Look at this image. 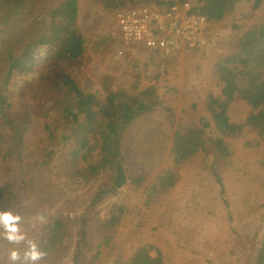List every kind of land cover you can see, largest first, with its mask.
I'll use <instances>...</instances> for the list:
<instances>
[{
  "label": "trees",
  "instance_id": "trees-1",
  "mask_svg": "<svg viewBox=\"0 0 264 264\" xmlns=\"http://www.w3.org/2000/svg\"><path fill=\"white\" fill-rule=\"evenodd\" d=\"M141 1L89 0L93 6L115 15L141 4L166 9L188 3L193 15L205 17L211 25L221 23L242 0ZM251 2L255 9L264 5V0ZM80 5L81 0H55L48 17L51 24L46 22L40 28L35 20L25 25L21 33L7 36L10 26L19 28L26 22L20 15L30 13L38 4L37 0H0V160L9 162L10 169L17 165L13 179L0 185V211L18 214V208L30 204L36 206L37 213L46 216L43 230L33 231L30 237L47 254L40 264L64 262V254L71 251L73 264H83L86 252L92 251L88 249L91 247L88 229L94 221L109 229V233L102 236L92 261L101 256V248L111 249L112 231L129 215L127 206L114 202L123 195L122 187H115L118 167L129 172L122 151L124 135L134 121L162 108L164 103L152 83L160 84L168 75L167 68L179 56L167 59L157 52H147L151 65L159 71L144 90H139L144 72L129 62V73L135 80L130 88L114 89L108 83L103 88V98L83 92L68 71L81 68L86 52L78 24ZM14 16L19 17L15 20ZM210 36L212 46V29ZM108 38L101 43L109 46L112 37ZM22 59L26 60L23 74H19ZM1 64H7L6 68ZM213 75L217 86L222 88L221 94L208 93L203 102L207 114L173 133L176 166L200 155L213 158L217 167L231 158L229 150L220 146L226 139L243 140L246 150H258L264 143V25H254L245 31L235 41L234 54L216 60ZM237 102L249 110L243 124L234 123L229 116L230 105ZM35 121L46 126L47 145L38 158L26 148L27 135ZM61 173L63 190L91 186L92 193L85 205L68 199L59 206L52 200L55 195L49 187ZM177 175L176 171L163 172L152 192L166 194L175 190ZM44 176L48 178L46 183ZM145 182L143 176H129L123 189L137 184L142 187ZM65 194L61 193L62 197ZM103 205L104 215L95 216L98 206ZM67 208L72 210L64 213ZM5 241L0 237V244H6ZM13 247H20L22 254L23 245H12L10 249ZM113 264H165V260L158 247L142 245L128 259L116 257ZM254 264H264V235Z\"/></svg>",
  "mask_w": 264,
  "mask_h": 264
},
{
  "label": "rangeland",
  "instance_id": "rangeland-1",
  "mask_svg": "<svg viewBox=\"0 0 264 264\" xmlns=\"http://www.w3.org/2000/svg\"><path fill=\"white\" fill-rule=\"evenodd\" d=\"M54 1L37 0L36 9L20 15L26 22L19 28L10 26L11 29L6 30L7 36L21 33L25 25L35 20L40 28L46 22L51 24L48 17ZM151 5L155 7V4ZM78 24L86 52L81 68L68 71L83 92L103 98V88L108 83L114 89L130 88L135 80L129 73V62L137 64L138 71L144 72L139 90L149 87L150 78L159 69L151 65L150 54L145 51L127 52L125 56L114 13L104 12L89 0H81ZM260 24L264 25V5L255 9L251 0H242L221 23L211 25L212 46L210 44L202 52L190 51L176 56L167 68V77L160 84L152 83L164 105L134 121L122 144L129 168V172L122 170L125 181L129 176H143L146 182L142 187L137 184L127 190L123 189L125 184L122 186L123 195L114 202L127 206L129 215L112 231L113 249L101 248V256L94 261L92 258L98 253L102 236L109 233V229L101 228L95 221L89 226L91 247L88 249L92 251L86 252L83 264H113L116 257L128 259L142 245L158 247L165 264H254L264 235V143L258 150H246L243 140L226 139L220 146L229 150L231 158L217 167L213 158L200 155L176 166L173 133L207 114L203 104L207 94L217 96L222 91L213 75L216 60L234 54L235 41L249 28ZM109 36L111 43L105 46L101 42ZM121 51L124 52L122 57L119 56ZM25 60L18 63L19 74H23ZM248 114L249 110L243 104L230 105L229 116L234 123L243 124ZM45 127L41 121H35L27 135L26 148L34 158L46 148ZM10 167L9 162L0 160V185L13 179L17 165L15 169ZM167 171L178 173L175 190L166 194L152 192L158 177ZM62 176L63 173L55 177L52 188L49 187L50 193L55 195L52 200L59 206L68 199H74L77 205H85L92 193L91 186L63 190ZM47 181L44 176V182ZM61 193L66 194L62 197ZM36 209L35 205L27 204L17 210L18 214L24 215L22 228L29 238L33 231L41 232L46 225L37 222L35 228L31 227ZM70 210L72 208L63 212ZM105 210L104 205L98 206L95 216L104 215ZM1 246L0 264L8 261L12 245L7 242ZM72 255V251L66 252L64 262L56 264H73Z\"/></svg>",
  "mask_w": 264,
  "mask_h": 264
},
{
  "label": "built area",
  "instance_id": "built-area-1",
  "mask_svg": "<svg viewBox=\"0 0 264 264\" xmlns=\"http://www.w3.org/2000/svg\"><path fill=\"white\" fill-rule=\"evenodd\" d=\"M191 10L188 3L166 9L141 4L117 13L115 22L125 56L127 52L145 51L157 52L168 59L188 51L207 49L211 24L205 17L193 15ZM124 52H119V56Z\"/></svg>",
  "mask_w": 264,
  "mask_h": 264
},
{
  "label": "clouds",
  "instance_id": "clouds-1",
  "mask_svg": "<svg viewBox=\"0 0 264 264\" xmlns=\"http://www.w3.org/2000/svg\"><path fill=\"white\" fill-rule=\"evenodd\" d=\"M32 228L39 224L47 223V218L43 213H37L33 218ZM23 218L19 214H14L11 210L0 211V237L9 244L23 245L21 254L20 247L10 249L7 259L9 264H40L47 255L36 239L28 237L26 231L22 228Z\"/></svg>",
  "mask_w": 264,
  "mask_h": 264
},
{
  "label": "water",
  "instance_id": "water-1",
  "mask_svg": "<svg viewBox=\"0 0 264 264\" xmlns=\"http://www.w3.org/2000/svg\"><path fill=\"white\" fill-rule=\"evenodd\" d=\"M125 183V175L121 169V167H118L117 169V178L115 179V187L121 188Z\"/></svg>",
  "mask_w": 264,
  "mask_h": 264
}]
</instances>
